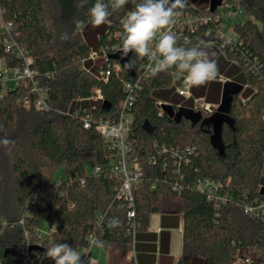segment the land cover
Here are the masks:
<instances>
[{"label":"trees","instance_id":"1","mask_svg":"<svg viewBox=\"0 0 264 264\" xmlns=\"http://www.w3.org/2000/svg\"><path fill=\"white\" fill-rule=\"evenodd\" d=\"M94 2L0 0L2 23L12 24V36L32 57L51 106L40 110L34 102L24 105V97L36 96L29 80L12 89L0 83V264H55L45 255L47 247L67 243L77 251L88 248L92 232L96 245L107 250V264H137L127 255L154 212L183 215L189 254L173 264H191L190 255L202 264H233L238 258L264 264L256 254L264 251V215L243 208L246 202L264 200V0H226L238 4L244 15L232 24V38L222 34L221 9L212 11L210 0H188L179 16L184 21L172 26L179 45L214 44L245 73L250 92L233 95L218 144L208 121L215 106L210 112L193 108L201 115L198 121L178 116L181 105L192 103L176 91L183 80L178 73L153 76L149 59L134 53L130 71L110 56L121 47L122 20L132 5L93 28L87 12ZM78 21L85 27H77ZM65 33L67 39L62 38ZM5 36L0 57L8 66L22 65L15 49L6 50ZM225 39L231 43L224 45ZM92 53L98 55L96 62L83 68ZM96 89L103 99L94 102L90 98ZM129 95L130 157L145 168L133 186L132 218L130 202L118 196L122 178L94 171L117 158V147L81 120L84 107L96 118L119 120ZM158 101L166 103L159 106ZM199 177L222 181L228 199L218 202L193 186ZM112 220L118 226L109 227Z\"/></svg>","mask_w":264,"mask_h":264},{"label":"clouds","instance_id":"2","mask_svg":"<svg viewBox=\"0 0 264 264\" xmlns=\"http://www.w3.org/2000/svg\"><path fill=\"white\" fill-rule=\"evenodd\" d=\"M86 2V0H85ZM131 4L122 20V43L119 51L122 58L134 53L135 57L154 60L152 75L174 70L191 87L199 88L214 81L219 68L217 61L200 43L191 46L178 44V37L172 31L176 18L188 6V0H95L88 9L87 16L93 28L108 22L115 12H120ZM79 6H83L81 3ZM77 27H85L83 21ZM67 39V34H63ZM155 43V47L151 45ZM231 43L224 40V45ZM128 70L135 68L133 60L124 65ZM8 143L7 140L4 141ZM118 220L109 222V227L118 226ZM46 257L55 264H83L82 254L67 243H57L46 248Z\"/></svg>","mask_w":264,"mask_h":264},{"label":"built area","instance_id":"3","mask_svg":"<svg viewBox=\"0 0 264 264\" xmlns=\"http://www.w3.org/2000/svg\"><path fill=\"white\" fill-rule=\"evenodd\" d=\"M235 8L231 9H221L220 15L223 17L224 14L228 16H235L242 11L238 4H234ZM189 20V19H188ZM5 28L6 36L4 38V45L6 50H16V56L23 61L20 66H8L5 57H0V83H2L5 89H12L21 85L23 80H29L31 83V92L35 93L34 100L30 96L23 98V103L29 106L34 102L35 106L40 110L50 109V103L48 101L47 90L41 85V81L37 78L38 71L32 68V57L27 53V51L19 47L17 41L12 36V24L10 22H3ZM222 28H224V17ZM222 34L226 35L223 32ZM227 36V35H226ZM228 37V36H227ZM232 38V37H228ZM97 53H92L89 60L97 58ZM93 59V60H94ZM86 61H88L86 59ZM150 61V60H149ZM155 65V61L152 60L148 63V67L152 68ZM90 67L86 68L89 69ZM110 71L105 74L101 73L102 76L109 75ZM183 86L178 88L179 94L183 96H189L190 85H188L185 80H182ZM130 86V85H128ZM103 99V95L100 89H96L95 94L90 98V100L96 102ZM133 95H129L126 100L122 103V113L120 119L117 121H112L109 119L96 118V116L89 111L87 107L82 109L81 120L85 128H90L95 126L99 132L104 136V138L113 143L118 149V156L114 161H112L108 166H96L94 171H106L107 173L120 176L122 178V184L118 188V196L125 198L130 202L131 209L128 212L129 218L134 217L135 209L133 202V186L139 182L145 175V168L141 162L136 158H130V144L127 141V131L130 126L131 120L129 119L130 113L127 111L132 105ZM163 101H158V105L162 106ZM213 104L206 102L203 98H195V107L202 108L206 111H212ZM96 104L93 103V108ZM216 107V106H215ZM218 108V106L216 107ZM190 147H187L189 150ZM185 162H189L186 159ZM80 182L85 183V179L81 178ZM198 189L205 191L209 198H215L218 202L226 201L228 199V194L223 193L224 183L220 180L211 179L208 177H199L193 183ZM154 187V186H153ZM219 204V203H218ZM246 213H253L255 215H264V200L254 204L253 202H246L243 206ZM97 238L95 234L90 233V246L88 248H79L78 252L82 254L83 264H96V261L90 259V248L92 245H96ZM132 251V250H131ZM130 251V255H131ZM247 261V260H246Z\"/></svg>","mask_w":264,"mask_h":264},{"label":"crops","instance_id":"4","mask_svg":"<svg viewBox=\"0 0 264 264\" xmlns=\"http://www.w3.org/2000/svg\"><path fill=\"white\" fill-rule=\"evenodd\" d=\"M202 47L209 52L210 58L217 61L219 74L214 81L205 86L199 88L190 86L191 94L184 97L191 100L192 103H190V107L181 105L180 108H195L194 97L198 95L214 106H219L227 82L242 85V94L250 92V88L245 84V73L238 68L239 65L236 61L227 58L214 44ZM182 86L181 81L176 86V91L178 92V88ZM135 242L130 258H134L137 264H173L189 254L183 240V215L177 212L152 213L148 227L140 230ZM190 260L191 264H202V261L191 255Z\"/></svg>","mask_w":264,"mask_h":264},{"label":"water","instance_id":"5","mask_svg":"<svg viewBox=\"0 0 264 264\" xmlns=\"http://www.w3.org/2000/svg\"><path fill=\"white\" fill-rule=\"evenodd\" d=\"M222 3H223V0H210V9L214 11L219 6H221ZM130 54L131 52L128 54L127 57L122 58V53L118 51L115 54H112L110 56L112 58L118 59L124 66L125 64L130 62L129 61ZM131 70L132 69H130V71ZM241 90H242V85H237L232 82L225 83L223 98H222L220 105L217 108V112L208 119L209 122H212L214 124L215 141L217 142L216 144L220 142V133H221L222 123L227 118L228 113L230 111V105L233 99V95L240 93ZM109 106H110L109 103L105 101L103 102L104 108L108 109ZM177 114L179 117L186 116L187 118L193 121H198L201 119V115L198 112H195L193 109L186 108V107H181ZM261 193L264 194V186L261 187ZM30 248L34 250H41L38 246H31Z\"/></svg>","mask_w":264,"mask_h":264},{"label":"rangeland","instance_id":"6","mask_svg":"<svg viewBox=\"0 0 264 264\" xmlns=\"http://www.w3.org/2000/svg\"><path fill=\"white\" fill-rule=\"evenodd\" d=\"M195 4L201 5L198 1H196ZM204 5L209 8V3H205ZM219 7H220V9H231V8H235V5L234 4H229V3L226 2V0H223L222 5L219 6ZM223 17H224L223 32L228 37H234L235 31H234V28H233L232 24L237 22V21H242L244 19V15H242L240 13L238 15H235V16H228V14H224ZM181 19H182V17H179L180 21L178 22L176 20L175 24H178V23L181 24L184 21V19L183 20H181ZM88 28H90V27H88ZM0 30H1V33H0V39H1L2 38V33L5 32V28H4L3 23H2L1 11H0ZM89 41L91 43L93 42V40H91L90 38H89ZM93 59L94 58H92L90 60L87 59L88 61L84 60L83 64H82V67L85 68V69L88 68V67H92L94 65V63L96 62V59H94V60ZM176 77H178V75H175V78ZM217 106L218 105H216V107ZM129 119L131 120L132 116H129ZM60 174H61V171L59 170V171H57L56 176L58 177V176H60ZM257 254H258V257L262 256L261 258H264V251L259 250L257 252ZM131 258H130V252H129L128 255H127V259H131ZM90 259L96 261V264H107L108 263L107 250L105 248L99 246V245H92L91 248H90ZM247 262L248 261H244L243 259L238 258L233 264H248Z\"/></svg>","mask_w":264,"mask_h":264}]
</instances>
